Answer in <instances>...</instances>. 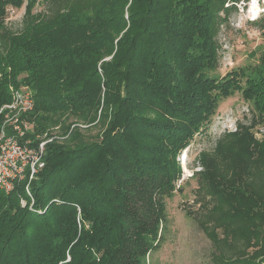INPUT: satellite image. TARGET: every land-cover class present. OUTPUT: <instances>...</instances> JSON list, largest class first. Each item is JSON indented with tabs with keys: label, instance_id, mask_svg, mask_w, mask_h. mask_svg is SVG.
Segmentation results:
<instances>
[{
	"label": "trees",
	"instance_id": "1",
	"mask_svg": "<svg viewBox=\"0 0 264 264\" xmlns=\"http://www.w3.org/2000/svg\"><path fill=\"white\" fill-rule=\"evenodd\" d=\"M239 1L0 0V108L28 86L21 123L47 139L75 124L47 142L34 209L21 204L25 182L0 188V264H144L165 239L181 152L237 91L251 122L201 151L196 174L213 198L212 263L264 264V50L253 77L211 75L221 12ZM23 5L12 30L9 7ZM252 23L264 36V12ZM100 123L93 136L80 127Z\"/></svg>",
	"mask_w": 264,
	"mask_h": 264
},
{
	"label": "rangeland",
	"instance_id": "2",
	"mask_svg": "<svg viewBox=\"0 0 264 264\" xmlns=\"http://www.w3.org/2000/svg\"><path fill=\"white\" fill-rule=\"evenodd\" d=\"M253 2L256 3L255 11L251 13ZM263 2V0H240L227 13L221 12L224 19L220 23L217 38L220 45L218 67L211 71V75L220 78L238 68H245L246 73L251 77L257 74L253 68L254 65H258L264 50V36L261 29L252 21L262 16ZM228 4L231 5L232 2L229 1ZM41 8V4L36 5V9ZM24 12L25 5L21 8L10 6L6 18L7 26L12 30L21 29ZM22 87L30 90L28 86ZM9 89L10 93L14 90L12 87ZM154 115L157 119V110ZM251 117L250 103L245 101L242 94L237 91L219 102L217 111L206 130L196 134L192 142L181 152L179 162L183 175L177 181L173 195L166 198L168 222L165 239L160 248L147 256L144 264H213L210 258L213 251L212 233L209 231L212 222L207 221L213 198L212 194L204 191L202 187L204 185L200 184L201 180L196 174V171L202 168L199 163V153L212 151L217 140L225 132L235 131L239 125L248 127ZM8 121L10 123V120ZM29 124L31 127L23 136V138L27 137L25 141L27 139L31 141L29 137L32 135L39 136L41 141L47 139L45 134H36L34 125ZM74 126L75 124L70 129ZM80 127L86 136L100 133L103 128L101 123L99 125L81 124ZM8 128L10 129V126ZM49 129V136L52 135L53 138L56 137L61 141L71 131L62 129L60 124L51 126ZM263 129L261 126L256 127L255 134L260 136ZM32 141L36 145L37 142L34 139ZM203 221L207 222V229Z\"/></svg>",
	"mask_w": 264,
	"mask_h": 264
},
{
	"label": "built area",
	"instance_id": "3",
	"mask_svg": "<svg viewBox=\"0 0 264 264\" xmlns=\"http://www.w3.org/2000/svg\"><path fill=\"white\" fill-rule=\"evenodd\" d=\"M33 106L31 91L22 87L14 89L11 102L0 108V114L5 115L0 125V188L9 193L21 182H25L24 189L29 200L21 197V204L29 205L30 209H34L30 182L45 166L46 145L53 139L52 137L40 141L34 146L30 145L29 141H24L23 136L31 126L26 122L21 123L20 115L31 110Z\"/></svg>",
	"mask_w": 264,
	"mask_h": 264
},
{
	"label": "bare ground",
	"instance_id": "4",
	"mask_svg": "<svg viewBox=\"0 0 264 264\" xmlns=\"http://www.w3.org/2000/svg\"><path fill=\"white\" fill-rule=\"evenodd\" d=\"M263 1H264V0H263ZM263 3H264V2H263ZM255 4H256L255 2L251 3V5H252V6H251V11H250L251 13H254V11H255ZM253 6H254V7H253ZM251 15H252V14H251ZM254 17H255V15H254Z\"/></svg>",
	"mask_w": 264,
	"mask_h": 264
}]
</instances>
